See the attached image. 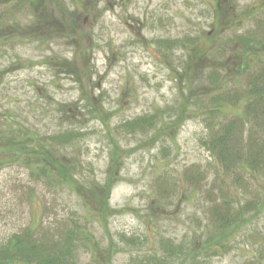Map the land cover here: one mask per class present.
<instances>
[{
  "label": "rangeland",
  "instance_id": "rangeland-1",
  "mask_svg": "<svg viewBox=\"0 0 264 264\" xmlns=\"http://www.w3.org/2000/svg\"><path fill=\"white\" fill-rule=\"evenodd\" d=\"M29 230L67 264H264V0H0V248Z\"/></svg>",
  "mask_w": 264,
  "mask_h": 264
},
{
  "label": "trees",
  "instance_id": "trees-1",
  "mask_svg": "<svg viewBox=\"0 0 264 264\" xmlns=\"http://www.w3.org/2000/svg\"><path fill=\"white\" fill-rule=\"evenodd\" d=\"M10 141L17 144V149H23L20 145V142L22 141L20 135H15L14 138H10ZM30 152L33 155L37 153V157L44 160V158H42V152L38 151V149L32 148ZM105 205L107 206V201H105ZM105 205L102 208L90 206V209L98 216V220L106 225L107 222L105 221L107 220V214L101 210L106 209ZM28 232L29 233L26 234H13L9 238L8 243L0 248V264H67V255L70 254L71 251L70 245L72 242V235L68 238V241L70 242L69 245L67 243V245L61 250L52 252L48 251V253H46L38 248V245L31 242L29 238L31 231L29 230ZM110 254L113 253L110 252ZM101 264L107 263L104 261Z\"/></svg>",
  "mask_w": 264,
  "mask_h": 264
}]
</instances>
